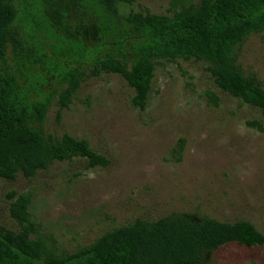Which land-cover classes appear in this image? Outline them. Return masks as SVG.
<instances>
[{"label": "trees", "instance_id": "1", "mask_svg": "<svg viewBox=\"0 0 264 264\" xmlns=\"http://www.w3.org/2000/svg\"><path fill=\"white\" fill-rule=\"evenodd\" d=\"M136 4L0 0V264H211L229 246L264 250V233L249 221L172 213L140 216L68 251L48 233L51 225L37 222V189L13 188L57 163L110 167L89 140L47 129L53 106L60 122L82 86L102 75L125 79L135 92L131 105L145 111L157 68L203 63L213 82L207 102L218 109L225 95L258 110L262 119L246 126L264 134V80L240 61L251 36L264 39V0H170L161 14ZM184 145L180 139L173 149L177 162Z\"/></svg>", "mask_w": 264, "mask_h": 264}, {"label": "rangeland", "instance_id": "2", "mask_svg": "<svg viewBox=\"0 0 264 264\" xmlns=\"http://www.w3.org/2000/svg\"><path fill=\"white\" fill-rule=\"evenodd\" d=\"M169 2L137 0L135 9L161 14ZM240 61L264 80L262 36L248 39ZM181 64L157 68L145 111L131 105L135 92L119 75L84 84L60 122L58 107L50 109V133L87 139L111 162L94 170L79 160L57 163L33 183L21 178L13 185L37 189V222L53 227L48 233L63 249L88 246L140 216L154 221L172 213L249 221L264 233V134L246 126L262 115L225 95L214 108L205 96L213 82L203 63ZM180 139L185 150L177 162L172 152ZM211 264H264V250L229 246Z\"/></svg>", "mask_w": 264, "mask_h": 264}]
</instances>
